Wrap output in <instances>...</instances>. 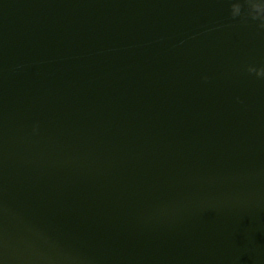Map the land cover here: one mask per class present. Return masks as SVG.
<instances>
[{"label": "water", "instance_id": "95a60500", "mask_svg": "<svg viewBox=\"0 0 264 264\" xmlns=\"http://www.w3.org/2000/svg\"><path fill=\"white\" fill-rule=\"evenodd\" d=\"M0 264H264V0H0Z\"/></svg>", "mask_w": 264, "mask_h": 264}]
</instances>
